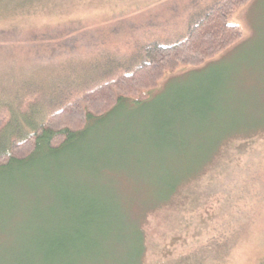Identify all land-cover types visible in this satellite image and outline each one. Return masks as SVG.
Segmentation results:
<instances>
[{
  "label": "rangeland",
  "instance_id": "obj_1",
  "mask_svg": "<svg viewBox=\"0 0 264 264\" xmlns=\"http://www.w3.org/2000/svg\"><path fill=\"white\" fill-rule=\"evenodd\" d=\"M219 1L0 0V113L31 132ZM229 21L215 57L0 166V264H264V0Z\"/></svg>",
  "mask_w": 264,
  "mask_h": 264
},
{
  "label": "trees",
  "instance_id": "obj_2",
  "mask_svg": "<svg viewBox=\"0 0 264 264\" xmlns=\"http://www.w3.org/2000/svg\"><path fill=\"white\" fill-rule=\"evenodd\" d=\"M249 1L220 0L189 27L183 39L169 45L152 43L144 46L145 60L131 72L119 74L86 90L39 125L24 118L26 128L31 132L23 130L14 119L10 120L11 117L0 113V166L27 161L42 139L51 147L61 146L71 136L85 130L91 120L112 113L124 98H132L155 88L167 71L202 64L229 48L241 37L239 26L229 19ZM12 118L16 117L12 115ZM139 187L133 185L129 192L137 191Z\"/></svg>",
  "mask_w": 264,
  "mask_h": 264
}]
</instances>
